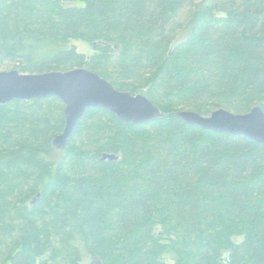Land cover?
I'll use <instances>...</instances> for the list:
<instances>
[{"label":"trees","instance_id":"trees-1","mask_svg":"<svg viewBox=\"0 0 264 264\" xmlns=\"http://www.w3.org/2000/svg\"><path fill=\"white\" fill-rule=\"evenodd\" d=\"M78 67L167 115L0 105V264H264V144L171 115L264 111V0H0V70Z\"/></svg>","mask_w":264,"mask_h":264},{"label":"water","instance_id":"water-1","mask_svg":"<svg viewBox=\"0 0 264 264\" xmlns=\"http://www.w3.org/2000/svg\"><path fill=\"white\" fill-rule=\"evenodd\" d=\"M48 96H54L64 104L63 130L52 139L53 147L60 151L65 148L76 123L89 107L105 108L118 119L133 124L167 115L144 93L132 94L119 90L98 73L84 67L42 73H23L18 69L0 70L1 106L16 99L29 100ZM171 115L204 130L240 134L264 144V111L260 106H254L243 114L218 108L208 115L192 110H179ZM103 158L114 159L115 155L103 154Z\"/></svg>","mask_w":264,"mask_h":264},{"label":"rangeland","instance_id":"rangeland-1","mask_svg":"<svg viewBox=\"0 0 264 264\" xmlns=\"http://www.w3.org/2000/svg\"><path fill=\"white\" fill-rule=\"evenodd\" d=\"M73 43L75 44L77 51L80 53H84L85 55H91L94 53V49L91 47V45L84 41L76 40ZM166 261L168 264H173L168 257L166 258Z\"/></svg>","mask_w":264,"mask_h":264}]
</instances>
